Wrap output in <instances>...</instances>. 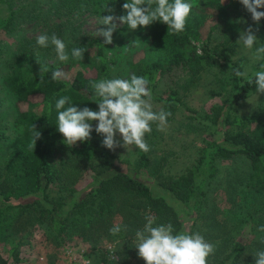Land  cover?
I'll return each mask as SVG.
<instances>
[{
	"label": "trees",
	"instance_id": "1",
	"mask_svg": "<svg viewBox=\"0 0 264 264\" xmlns=\"http://www.w3.org/2000/svg\"><path fill=\"white\" fill-rule=\"evenodd\" d=\"M226 1L185 0L192 5V10L185 30L179 34L168 31V26L159 21L145 28L148 44L129 63L125 76L114 75L115 61L106 56L107 45L103 37L90 39L82 61L71 54L64 63H48L45 59L31 61L27 59L25 50L15 55L5 83L18 98L16 124L22 131L15 137H8L0 131V264L21 261L15 248L2 249L1 245L7 236L21 232L26 221L34 218L40 223L48 222L60 236L80 224L84 229L94 225L108 226V220L127 204L130 208L143 205L149 209L154 226L171 223L174 234L183 232L185 222L182 213H186L192 222L188 234H194L206 198V187L216 176V163L221 157L245 156L254 170L251 180L260 181L264 171V118L247 128L244 120L233 110L235 103L256 93L254 73L264 70L261 67L264 61H259L247 78L236 77L234 70L239 68L243 71L246 61L228 59L221 50L212 46L213 34L223 21H228ZM112 2L114 0L93 1L96 7ZM16 19L13 1L0 0V35L11 32ZM261 24V44H264V19ZM201 64L227 74L231 92L225 103L204 117L188 111L191 118H198L204 124L208 139L186 175L180 178L164 176V165L153 166L150 155L139 149L133 169L118 168L123 163L111 150L102 147L103 138L94 130L89 141L78 142L75 146L63 143L64 138L57 130L55 109L56 100L62 96L70 97L71 103L81 109L88 107L95 111L98 105L94 102L96 97L92 84L102 79H130L134 73L149 80L153 101L162 103L171 113V118L182 105L176 91H159L160 78L181 67L196 70V66ZM41 65L48 69L42 81L39 76ZM57 69L63 70L66 78L53 81L51 73ZM33 124L41 133L35 149L29 147ZM61 149L70 157L87 161L91 166V180L82 190L60 183L62 178L50 159ZM147 170H150L155 187L168 193L171 200L156 193L137 176ZM86 213L89 221L84 222ZM24 218L27 219L24 221ZM144 223L140 218L133 219L130 227L135 229V233L143 228ZM246 225L233 241L231 250L211 264H241L255 255L256 252L249 249L254 227L259 228L264 222L250 215ZM258 243L264 248V235ZM103 263L108 264V261L104 259Z\"/></svg>",
	"mask_w": 264,
	"mask_h": 264
},
{
	"label": "rangeland",
	"instance_id": "2",
	"mask_svg": "<svg viewBox=\"0 0 264 264\" xmlns=\"http://www.w3.org/2000/svg\"><path fill=\"white\" fill-rule=\"evenodd\" d=\"M12 1L17 14L16 24L11 32L0 35V131H4L8 137H15L22 131L16 124L18 98L5 83L15 55L20 50H25L27 59L31 61L45 59L48 63H64L57 59L53 47H39L36 38L41 34H56L65 41L70 56L72 48L86 47L92 37H100L96 35V31L105 27L100 24L102 16L126 15L123 4L127 2L114 0L110 5L96 7L94 0ZM226 6L228 21H223L213 34L212 46L235 62L244 59L245 68L251 73L259 61L252 62L250 50L237 41L249 25H257L239 0H227ZM117 24L113 43L106 47V56L115 61L114 75L125 76L129 63L141 54L148 40L145 28L132 30L127 25H120L118 21ZM261 31L260 21L259 31L256 33L257 46L261 44ZM158 89L176 91L182 106L171 118L168 117L163 131L157 130L156 123L151 125V133L145 136L150 148L147 153L153 166L164 165V176L180 178L195 165L199 150L208 139L204 124L198 118H191L188 111L194 112L197 117H204L206 113L225 103L231 92L229 76L204 64L196 66V70L181 67L161 77ZM152 102L154 111L162 109L167 112L162 103ZM233 111L244 120L247 128L252 127L256 121L264 118V94L253 93L243 98L234 104ZM97 123L93 121V127ZM112 152L123 163L118 168L128 170L133 169L139 157L135 146L126 149L118 147ZM50 161L59 171L61 184L82 190L91 180L92 169L89 163L70 157L62 149L55 152ZM216 166L218 172L206 187V198L194 232L216 246L214 255L208 258V264L215 263L231 250L233 241H236L247 226L250 215L264 222V171L259 182L252 181L254 170L251 161L240 155L218 158ZM137 176L156 193L170 196L155 187L150 170ZM147 217H150L148 208L143 205L130 208L127 204L126 208H122L116 216L108 220V226L94 225L84 229L80 224L73 231L60 236L48 222L40 223L35 218L30 221L28 219L21 232L5 238L1 248L17 250L21 261L12 264H104V259L108 264H145L138 257L135 249L136 232H133L135 229L130 224L133 219L139 218L146 223ZM182 217L185 222L183 232L188 233L192 225L191 217L186 213H182ZM84 218V222L89 221L86 219L87 213ZM116 225H120L122 231L114 236L110 229ZM125 227L126 230H123ZM262 235L264 232H259L255 225L252 246L249 248L251 251L264 250L258 243ZM241 264H255L254 255H251V259L243 260Z\"/></svg>",
	"mask_w": 264,
	"mask_h": 264
},
{
	"label": "clouds",
	"instance_id": "3",
	"mask_svg": "<svg viewBox=\"0 0 264 264\" xmlns=\"http://www.w3.org/2000/svg\"><path fill=\"white\" fill-rule=\"evenodd\" d=\"M239 3L251 15V19L257 27L249 25L240 34L237 42L250 50L252 62L264 61V44H258L256 33L259 31V22L264 19V0H239ZM126 15L119 17L114 15L102 16L100 24L105 26L96 31V35L103 37L106 45L113 43V33L120 25L136 30L138 27L147 28L154 22H161L168 26V31L174 34L183 32L186 22L192 10V5L185 0H127L123 4ZM109 12L112 9H105ZM36 43L41 48L53 47L56 57L61 62L69 60V52L65 41L56 34L49 36L41 34L36 38ZM85 47H74L71 56L78 60L84 59ZM264 68V65L261 66ZM48 69L41 65L40 80ZM234 75L240 78L248 77V70L239 68L234 70ZM66 78L63 70L57 69L51 73L53 81ZM251 82V81H250ZM256 94H264V70L254 73ZM98 105V111L88 107L79 108L71 103L70 97L62 96L55 102L57 110V130L64 138L67 146H75L78 142L89 141L93 130L102 136V147L114 151L118 147L127 148L135 146L141 152L150 151L146 142V134L151 133L153 123L157 124V130L163 131L167 126L170 112L153 110V93L149 87V80L143 76L132 74L130 79H102L92 84ZM51 110V105L49 106ZM98 122L93 129L92 122ZM33 138L30 148L36 146L41 133L32 125ZM119 136V139L117 138ZM147 222L142 229L135 233L138 257L145 264H208V258L214 255L216 246L199 234L180 232L174 234L171 223L154 226L152 217L146 218ZM126 230V227L123 229ZM122 231L120 225L110 229L116 236ZM264 232V225L258 228ZM255 264H264V250L255 253Z\"/></svg>",
	"mask_w": 264,
	"mask_h": 264
}]
</instances>
